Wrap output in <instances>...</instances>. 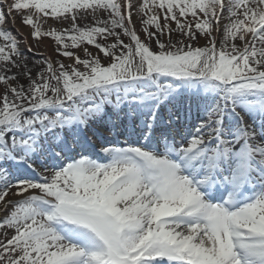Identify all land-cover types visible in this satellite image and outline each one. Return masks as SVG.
<instances>
[{
	"label": "snow or ice",
	"instance_id": "obj_1",
	"mask_svg": "<svg viewBox=\"0 0 264 264\" xmlns=\"http://www.w3.org/2000/svg\"><path fill=\"white\" fill-rule=\"evenodd\" d=\"M0 264H264V0H0Z\"/></svg>",
	"mask_w": 264,
	"mask_h": 264
},
{
	"label": "rangeland",
	"instance_id": "obj_2",
	"mask_svg": "<svg viewBox=\"0 0 264 264\" xmlns=\"http://www.w3.org/2000/svg\"><path fill=\"white\" fill-rule=\"evenodd\" d=\"M16 24L18 25V29H19V31L24 32V33H26V32L28 31V29H27L26 27H24V26H22V25L20 24V18H19V17H17ZM14 25H15V24H14ZM20 26H21L22 28H19ZM12 28H13V27H12ZM20 29H24V30H20ZM25 30H26V31H25ZM45 42H47V44H48V46H49V48H50V53L52 54L53 59H62L64 63H69V61H68L66 58L57 57V56L55 55V53H54L53 50L56 48V43H55L51 38H45V39H43V40L41 41V44H43V43H45ZM203 43H205V42H204V41H201V44H203ZM41 44H40V49H39L40 51L42 50ZM45 55H47V54H45Z\"/></svg>",
	"mask_w": 264,
	"mask_h": 264
},
{
	"label": "bare ground",
	"instance_id": "obj_3",
	"mask_svg": "<svg viewBox=\"0 0 264 264\" xmlns=\"http://www.w3.org/2000/svg\"><path fill=\"white\" fill-rule=\"evenodd\" d=\"M11 27H13V28H18V25L15 23V25H11ZM19 28H22V27L20 26ZM20 30H24V29H20ZM25 31H26V30H25ZM41 47H42V50H41V51H42L44 54H47V55L50 54V48H49L47 42L41 44Z\"/></svg>",
	"mask_w": 264,
	"mask_h": 264
}]
</instances>
